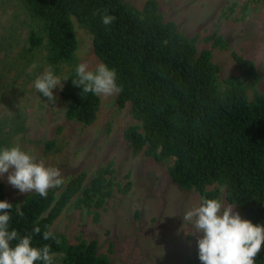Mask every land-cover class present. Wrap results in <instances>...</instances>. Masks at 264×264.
Wrapping results in <instances>:
<instances>
[{
  "label": "trees",
  "instance_id": "16d2710c",
  "mask_svg": "<svg viewBox=\"0 0 264 264\" xmlns=\"http://www.w3.org/2000/svg\"><path fill=\"white\" fill-rule=\"evenodd\" d=\"M21 1L30 19L25 50L42 52L38 71L51 66L55 75L68 78L59 91L66 103V118L91 124L100 106L99 96L81 94L72 83L78 66L75 19L90 32L100 63L117 73L122 87L116 95L117 106L129 104L130 115L138 122L123 131L131 154L144 153L156 161L172 158L167 172L181 189L219 200L223 187L225 200L234 204L243 219L264 225V91L254 89L259 73L251 59L232 52L238 72L220 81L219 66L211 60L210 51L198 53L173 21L163 20L156 0H145L141 9L125 0ZM248 3L245 0L241 9ZM228 6L222 17L233 12L235 2ZM105 14L116 18L107 26L101 19ZM221 44L219 37L214 39V45ZM249 90H253L251 97ZM23 116L18 112L10 118L0 149L11 134L24 132ZM43 145L52 150L54 140ZM113 172L112 163L102 165L85 185L86 174L81 171L61 188L49 189L47 199L32 192L20 204L6 197L0 180V201L13 205L10 230L32 235L35 247L49 245L51 255H58L51 264H112L106 254L97 252L95 240L69 244L55 232H51L54 238L44 240L43 232L74 196L77 207L103 208L115 185ZM130 185L127 180L116 186L126 193ZM18 206L23 217L17 215ZM98 216L94 212L95 221ZM37 226L41 232L33 235ZM184 264H201L198 249L190 252ZM255 264H264V247Z\"/></svg>",
  "mask_w": 264,
  "mask_h": 264
},
{
  "label": "rangeland",
  "instance_id": "374dc122",
  "mask_svg": "<svg viewBox=\"0 0 264 264\" xmlns=\"http://www.w3.org/2000/svg\"><path fill=\"white\" fill-rule=\"evenodd\" d=\"M125 1L141 9L145 0ZM156 1L163 20L173 21L198 53L210 51L211 60L219 66L220 81L237 74L232 57L236 52L254 62L259 73L254 89L264 91V0H249L244 10L241 7L245 0ZM233 2V12L222 17ZM72 21L78 41L77 65L87 63L94 70L100 61L93 52L92 36L75 19ZM29 27L30 19L21 0H0V139L6 136L12 116L20 112L25 119L24 132L11 134L1 149L19 144L38 160L42 158L46 166L60 168L65 181L84 171L85 185L98 167L112 163L114 168L111 177L115 185L103 208L77 207L74 196L48 231L63 234L69 244L95 240L97 252L106 254L112 264H184L190 252L198 249L201 234L190 235V225L184 223L183 215L198 205L202 196L181 189L170 179L167 171L172 158L156 161L144 153L131 154L123 131L138 122L130 115L129 104L117 106V93L99 96L96 119L88 125L64 116L66 103L59 96L60 88L52 90L57 98L54 104L43 97L35 89L34 80L48 68L38 71L42 52L31 54L25 50ZM211 35L213 39H209ZM217 37L222 46L214 45ZM252 94L249 90V97ZM46 140H54L52 150H45ZM7 176H0L5 195L20 204L32 192L21 193L7 182ZM127 180L130 189L119 192L116 185L123 186ZM219 201L230 204L224 198L223 187ZM234 211L238 212L235 206ZM94 212L99 213L97 221ZM51 256L56 263L58 255Z\"/></svg>",
  "mask_w": 264,
  "mask_h": 264
},
{
  "label": "clouds",
  "instance_id": "9594fccd",
  "mask_svg": "<svg viewBox=\"0 0 264 264\" xmlns=\"http://www.w3.org/2000/svg\"><path fill=\"white\" fill-rule=\"evenodd\" d=\"M104 25H110L116 18L103 15ZM74 86L81 89V94L92 93L95 96H112L122 91L117 84V73L106 64H98L90 70L87 63H80L75 69ZM56 76L51 66L34 80L35 89L55 103L54 88L63 89L62 81ZM8 173L7 182L21 193L35 192L47 199L49 189L61 188L65 184L58 167L46 166L45 161L17 144L0 149V176ZM13 205L0 201V264H51L49 245L35 247L32 235H23L16 229L10 230L12 219L10 211ZM17 215L24 212L17 207ZM184 223L190 225V235L201 234L198 239V256L201 264H255V258L264 243V225L253 224L243 219L234 211V204L222 205L217 199L201 198L198 205L189 208L183 215ZM39 226L33 229V235L40 234ZM189 234V233H187ZM54 238L50 231L43 232V239ZM17 241L15 246L11 242Z\"/></svg>",
  "mask_w": 264,
  "mask_h": 264
}]
</instances>
